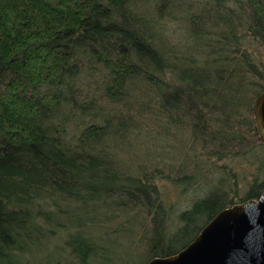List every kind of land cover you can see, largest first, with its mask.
Here are the masks:
<instances>
[{"label": "trees", "instance_id": "16d2710c", "mask_svg": "<svg viewBox=\"0 0 264 264\" xmlns=\"http://www.w3.org/2000/svg\"><path fill=\"white\" fill-rule=\"evenodd\" d=\"M263 92L264 0H0V264L178 253L263 193Z\"/></svg>", "mask_w": 264, "mask_h": 264}, {"label": "water", "instance_id": "95a60500", "mask_svg": "<svg viewBox=\"0 0 264 264\" xmlns=\"http://www.w3.org/2000/svg\"><path fill=\"white\" fill-rule=\"evenodd\" d=\"M252 114L264 144V92ZM145 264H264V191L218 212L178 253Z\"/></svg>", "mask_w": 264, "mask_h": 264}, {"label": "rangeland", "instance_id": "374dc122", "mask_svg": "<svg viewBox=\"0 0 264 264\" xmlns=\"http://www.w3.org/2000/svg\"><path fill=\"white\" fill-rule=\"evenodd\" d=\"M170 29L169 31L171 32V34L168 36L166 33L165 35L168 36V46H174L173 48H177V45H182V43H184L185 41V33H184V28L183 25H181L180 23H178L177 21H174L173 23L170 24ZM173 155L175 157H177L178 152L173 153ZM158 186L160 188V191L162 192V194L165 196L166 198V202L170 205H172L174 207V210L176 212H181L183 210H186L189 208V204H190V198L191 194L188 193L187 195L184 194H180V190L177 189L176 187H172L171 184L163 181L158 183ZM191 191L194 192H206V179L202 180V186L201 188L198 187V189L196 187H192ZM202 196V195H201ZM204 219H201V222ZM201 224V223H199ZM198 225V224H197ZM124 247L121 249L124 250V253H122L121 256V261L123 262V264H142L144 263V261L146 260V257L143 256L142 254H138V255H129L127 253H130L128 249V246L123 245Z\"/></svg>", "mask_w": 264, "mask_h": 264}]
</instances>
